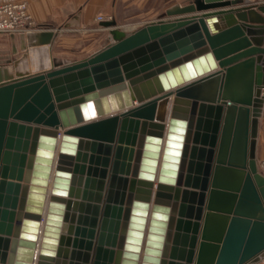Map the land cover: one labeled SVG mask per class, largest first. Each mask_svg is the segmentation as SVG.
<instances>
[{
  "label": "water",
  "instance_id": "1",
  "mask_svg": "<svg viewBox=\"0 0 264 264\" xmlns=\"http://www.w3.org/2000/svg\"><path fill=\"white\" fill-rule=\"evenodd\" d=\"M165 13L130 31L99 22L110 41L84 58L0 68V264L264 257V2Z\"/></svg>",
  "mask_w": 264,
  "mask_h": 264
},
{
  "label": "crops",
  "instance_id": "2",
  "mask_svg": "<svg viewBox=\"0 0 264 264\" xmlns=\"http://www.w3.org/2000/svg\"><path fill=\"white\" fill-rule=\"evenodd\" d=\"M28 11L42 29L55 32L51 43H30L25 34H0V68L16 75L31 74L48 69L53 61L63 63L88 56L110 41V27H103L96 16L118 18L120 8L125 9L132 0H26ZM156 1V0H154ZM163 11L152 21L166 18V9L189 0H160ZM252 0H247V4ZM77 16V19L74 17ZM73 22L70 25H66ZM121 29L130 31L143 24L127 27L116 22ZM41 30V29H40ZM264 145V107L258 120L257 147ZM261 155L264 156V147ZM259 157V156H257ZM254 264H261L257 262Z\"/></svg>",
  "mask_w": 264,
  "mask_h": 264
},
{
  "label": "built area",
  "instance_id": "3",
  "mask_svg": "<svg viewBox=\"0 0 264 264\" xmlns=\"http://www.w3.org/2000/svg\"><path fill=\"white\" fill-rule=\"evenodd\" d=\"M264 0H252L250 4H259ZM101 15L96 21L110 20ZM42 27L34 20L28 11L26 0H0V32L24 34L29 31L40 30ZM261 96L264 99V85L261 87ZM257 168L264 176V156L257 157ZM264 264V257L260 260Z\"/></svg>",
  "mask_w": 264,
  "mask_h": 264
},
{
  "label": "rangeland",
  "instance_id": "4",
  "mask_svg": "<svg viewBox=\"0 0 264 264\" xmlns=\"http://www.w3.org/2000/svg\"><path fill=\"white\" fill-rule=\"evenodd\" d=\"M163 6L164 4L160 0H156V1L132 0V2L129 5H127L125 9L120 8L118 10L117 12L118 18L114 20L118 24L126 25L127 27L147 23L152 21L156 17H159V15L163 11ZM5 33H9V32H0V34H5ZM262 147H264V145L262 144H260V146L257 147L256 156L259 157L262 156L261 155Z\"/></svg>",
  "mask_w": 264,
  "mask_h": 264
}]
</instances>
